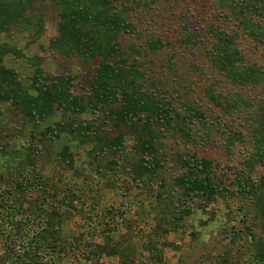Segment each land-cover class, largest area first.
Here are the masks:
<instances>
[{
    "label": "rangeland",
    "instance_id": "obj_1",
    "mask_svg": "<svg viewBox=\"0 0 264 264\" xmlns=\"http://www.w3.org/2000/svg\"><path fill=\"white\" fill-rule=\"evenodd\" d=\"M116 4L129 7L128 20L134 32L121 33L118 42L127 52V63L143 74L139 83L172 103L181 114L179 124L188 115L185 106H190L204 112L210 125L204 127L199 118L186 122L189 127L182 128L191 129L194 136V140H188L179 130L158 124L155 147L163 165L155 178L137 176L135 180L131 164L137 154L133 152L135 140L129 126L120 129L125 137L123 153L100 156L93 131L87 133L85 142H81L82 130L81 135L80 131L76 134L64 129L53 137L51 133L44 135L55 123L71 121L68 112L56 109L52 116L40 120L25 115L12 102L1 103L0 257L4 250L11 252L13 259L22 253V248L8 242L6 236L16 234L9 225L14 216L13 221L21 223L25 231L23 245L38 246V264H242L250 259L246 227L253 225L246 204L239 197L185 199L178 184L183 173L180 153L190 151L210 158L220 185L229 184V165L240 160L235 155L241 153L242 144L237 142L233 147L234 157L228 155L225 133L229 127L239 128L236 120L244 119L245 110L227 115L209 100L206 90L212 88L216 95L238 92L250 100L264 95V84L230 83L210 66L205 54L207 25L214 22L236 30L237 22L225 19L228 10H221L215 0H124ZM35 15L41 17L40 25ZM29 17L34 22L31 26L13 24L0 32V46L10 51L3 56L0 67L14 70L24 90L33 95L36 66L50 79L72 75L77 85L75 93L88 98L99 60L82 62L76 54H66L52 46L60 18L51 0H36ZM184 25L201 34V44L182 43ZM238 34L237 45L245 61L264 68V46L242 31ZM150 37L160 39L163 46L149 48L146 42ZM106 110L89 109L78 119L87 126L97 125L100 134L111 135L117 130ZM219 120L228 125L218 129ZM65 147L70 155L64 157ZM109 157L118 162L117 167L111 168L113 171L106 166ZM263 174L260 167L256 175ZM17 183H23L25 189L18 191ZM72 194L78 198L71 203ZM43 197L46 208L51 206L59 212L50 219L56 225L45 230L33 222L37 202ZM181 208L190 212L177 225L160 224L162 217H173L171 213ZM41 230L48 240L34 236ZM234 231L240 234L235 243L231 241ZM105 235L111 237L107 242ZM111 251L114 252L108 255ZM8 262L0 259V264Z\"/></svg>",
    "mask_w": 264,
    "mask_h": 264
},
{
    "label": "trees",
    "instance_id": "obj_2",
    "mask_svg": "<svg viewBox=\"0 0 264 264\" xmlns=\"http://www.w3.org/2000/svg\"><path fill=\"white\" fill-rule=\"evenodd\" d=\"M51 1L60 18L58 36L52 40V46L61 48L66 54H76L82 62L99 60L98 68L92 77L90 94L85 99L75 93L77 85L74 76H56L50 79L45 77L36 66L32 84L36 95H33L24 90L16 79L14 70L1 66L0 104L12 102L16 107H20L25 115L37 117L40 120L52 116L56 109L68 112L72 116L71 121L55 123L54 127L47 128L44 135L51 133L53 137L62 129L76 134L80 131L81 135L82 130L84 138L81 142H85L87 133L93 131L96 136L94 140L99 142L100 148L97 149L100 156L107 152H109L108 156L110 154L119 156L123 153L125 137L120 129L122 126H129L135 140L133 152L137 154L131 164L136 174L134 179L137 180V176L138 178H155L157 170L163 165L155 147L158 139L155 129L157 125L177 129L188 140H194L193 131L191 129L186 131L182 126H187L186 122L193 123L194 118H199L200 123L208 127L210 122L206 118L207 115L199 108L185 106L188 115L182 119V124H179L181 114L172 103L161 99L153 91L144 89L139 83L143 74L127 63L124 58L127 52L118 42L121 33L134 32L133 24L128 20L129 7L120 8L116 4L123 3L124 0ZM35 2L36 0H0V32L7 31L13 24L31 26L34 22L29 17V11L34 10ZM215 2L221 10L224 8L228 10V13L224 14L225 19L235 20L237 29L228 30L214 22L207 25L205 36H208V39L203 46L210 66L224 74L234 85L264 84V68L247 63L241 48L237 45L238 32L242 31L264 46V0H215ZM35 16L40 25L41 17ZM180 40L186 45H199L202 37L199 32L191 31L188 25H184ZM146 43L152 50L164 44L160 39L152 37ZM4 47L0 46V61L10 52ZM206 94L209 100L229 116H233L237 111L242 113V110H245L244 119L236 120L239 128L229 127V131L225 133L228 155L234 157L233 147L237 142L242 144L241 153L235 155L240 156V160L238 164L229 165V184L220 185L216 183L219 179L210 158L198 156L196 152L180 153L178 160L183 173L178 178V184L185 199L214 200L217 196L242 199L254 225L252 227L246 225L250 238V259L242 264H264V174L256 175L260 167L264 170V95L250 100L238 92L216 95L212 88H208ZM89 109L94 111L107 109L105 113L117 132L111 135L100 134V131L97 132V125L83 124L78 118ZM224 125H228L227 121L225 123L218 121V129ZM40 140H42L41 137ZM66 155H70L68 147H65L62 153V156ZM106 166L112 170L111 168L118 166V162L109 157ZM101 170L99 169L98 173H101ZM48 180L50 181L46 178V181ZM16 186L18 191L25 189L23 183H17ZM75 198H78V195L72 194L70 202L72 203ZM45 200L43 197L37 202L33 220L36 225L41 224L43 230L56 225L50 219L59 213L54 207L46 208ZM175 212L171 213L173 217H162L160 224L177 225L190 210L181 208ZM13 217L9 225L10 228L16 229V234L8 233L6 236L9 238L8 242L22 248V253L16 254L17 256L13 259V256H10L11 252L4 250L0 259L4 258V261L7 259L8 264H38L41 261L38 246L31 248L23 245L25 235L23 225L19 222L15 223ZM255 228L258 231H255ZM232 234L231 241L235 243L240 239L239 231H234ZM34 236L43 241L48 240L42 236V230ZM104 238L106 242L111 239L109 235H105ZM48 245L51 243L48 242ZM111 250L115 249L112 247ZM112 252L114 251L108 255ZM13 253H15L14 250Z\"/></svg>",
    "mask_w": 264,
    "mask_h": 264
}]
</instances>
